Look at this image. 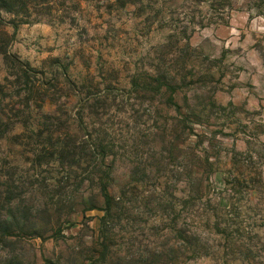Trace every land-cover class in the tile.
I'll return each mask as SVG.
<instances>
[{
	"label": "rangeland",
	"instance_id": "obj_1",
	"mask_svg": "<svg viewBox=\"0 0 264 264\" xmlns=\"http://www.w3.org/2000/svg\"><path fill=\"white\" fill-rule=\"evenodd\" d=\"M122 1L124 6L114 0H49L29 19H16L15 31L7 27L14 36L8 51L37 73L25 84L21 72L0 57L6 125L0 136V223L9 224L10 215L26 218L25 231H14L20 239L0 247V263L16 256L25 264H43L41 258L72 264L86 255L101 213L90 211L83 219L82 203L101 201L95 186L77 185L85 172L67 171L50 154L57 134L77 133V119L88 136L112 147L106 161L110 192L118 195L128 183L133 189L124 198L128 222L121 219L113 228L121 251L162 253L175 245L166 236L165 201L180 211L176 197L185 193L184 172H195L205 154L223 170L232 153L251 152L258 158L250 167L262 168L264 180V0ZM158 75L180 86L178 110L165 105L164 95L134 91L133 82L137 87ZM46 80L50 86L40 88ZM223 186L222 174L215 173L205 193L214 198ZM261 189L257 206L245 195L241 199L244 235L257 234L250 241L259 263ZM189 205L181 209L186 221L180 226L194 230L188 219L197 201ZM56 221L65 240L50 238Z\"/></svg>",
	"mask_w": 264,
	"mask_h": 264
},
{
	"label": "trees",
	"instance_id": "obj_2",
	"mask_svg": "<svg viewBox=\"0 0 264 264\" xmlns=\"http://www.w3.org/2000/svg\"><path fill=\"white\" fill-rule=\"evenodd\" d=\"M114 1L119 2L121 6L125 5L122 0ZM48 2L49 0H0V57L12 69L21 72L25 84H27L29 76L37 72L10 54L8 47L14 36L7 32V27L11 26L15 31L20 23L19 20L29 19L32 10L42 7ZM5 16H10L12 20ZM56 65L65 76L64 67L59 62H56ZM45 86H50L49 80L41 81L40 88ZM132 86H135V92L141 91L153 96L164 95L166 106L175 110L179 109L174 97L180 91V86L165 76H149L140 81L137 87L135 82ZM137 88L138 90H136ZM0 91L2 92V85ZM78 101L82 103V99L79 97ZM0 103L2 102L0 101ZM49 117L45 116L47 119ZM184 123L183 120V125H185ZM5 127L0 113V136L3 135ZM75 128L77 131L75 134L66 131L64 134L55 136L56 141L50 154L54 161L65 167L67 171L75 172L79 169L82 173L85 172L82 174L85 176L79 180L78 186L86 183L96 187L101 202L97 204L92 197L84 199L83 209L80 211L81 217L87 220L85 215L90 211H98L101 216L98 218L97 231L91 232V240L89 244H86V255L75 256L72 264H157L158 260L161 261L160 264H186L198 259H209L216 264H232L229 260L230 256L234 261H243L245 264H264V260L261 263L256 262L262 258L258 255L256 246L250 241L258 236L254 234V237H245V227L242 225L241 218L243 196L245 195L251 203L253 202L257 206L262 195L261 188H264L262 168L252 169L250 167L252 159L258 158L257 155L252 156L248 151L245 153L234 152L228 157L229 164L223 170H219V167L216 166V158L213 160L208 154L202 158L199 157L200 167L195 172L186 170L185 174L183 173L185 193L176 197L180 211L176 213V208L171 205L170 200L165 201L167 206L163 215L167 223L166 236L172 238L175 245L168 246V249L162 253L146 251L137 252V255H134L125 250H119L116 235L113 233L116 223L121 219H125L127 222L129 220V211L124 206V198L132 193L131 184L125 185L118 195L112 194L110 192L112 173L110 166L106 164L107 159L113 155L112 147L104 144L102 140L88 136L81 119L76 120ZM34 133L42 134L41 131ZM80 134L81 142L77 140ZM35 158L39 160L40 156ZM218 172L222 174L224 186L219 191V195L213 198L205 193V187L209 186L211 177ZM193 200L197 201V205L192 206L194 210L190 213L188 220L193 222L194 230H189L185 226H180L182 220L186 221L185 218L181 220V209L183 211L190 210L189 204ZM223 201L227 203V206L221 204ZM1 205L3 202H1L0 193V209L3 207ZM71 210L72 208H70ZM9 220L10 223L7 225L0 223V247L4 246L9 239H20L18 233L14 232L15 230L19 233L25 231L26 218L22 217L18 220L10 215ZM52 230L50 238L54 241L66 239V236L62 234L59 221H56L52 226ZM36 237L40 238L42 234H37ZM162 258L164 259L162 260ZM41 259L43 264H60V260ZM0 264L25 263L16 256H9Z\"/></svg>",
	"mask_w": 264,
	"mask_h": 264
}]
</instances>
